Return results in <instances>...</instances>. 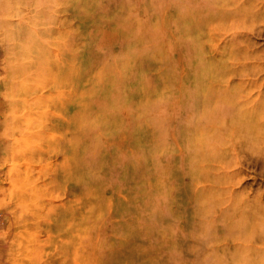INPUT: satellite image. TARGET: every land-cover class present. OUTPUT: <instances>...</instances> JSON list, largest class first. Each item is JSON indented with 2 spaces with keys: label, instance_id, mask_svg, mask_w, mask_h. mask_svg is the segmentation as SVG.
Listing matches in <instances>:
<instances>
[{
  "label": "rangeland",
  "instance_id": "374dc122",
  "mask_svg": "<svg viewBox=\"0 0 264 264\" xmlns=\"http://www.w3.org/2000/svg\"><path fill=\"white\" fill-rule=\"evenodd\" d=\"M263 137L264 0H0V264H260Z\"/></svg>",
  "mask_w": 264,
  "mask_h": 264
},
{
  "label": "bare ground",
  "instance_id": "6f19581e",
  "mask_svg": "<svg viewBox=\"0 0 264 264\" xmlns=\"http://www.w3.org/2000/svg\"><path fill=\"white\" fill-rule=\"evenodd\" d=\"M260 13V12H259ZM252 14V13H251ZM244 15H247L249 16L248 13H244ZM73 47V46H72ZM74 50V48L72 49ZM77 71L75 69V67L73 66V70H72V73L77 75ZM76 88L74 89L73 91V94H72V99H73V102H82L83 100V95H84V91L82 90L81 88V85L79 83V80L76 78ZM247 88V87H246ZM250 88V87H249ZM245 96H247L246 94H244ZM27 100V98H26ZM264 138V137H263ZM263 138H260V139H256V138H253L250 142H254L256 144H261L264 143L263 141ZM262 163H263V168H264V157L262 158ZM262 211H263V214H264V208H262ZM260 226H263L262 228L263 229H258L255 231V229H249L246 234L247 237L250 241L249 242H246L248 244V251L250 252L249 254H245V259H252V258H256L257 260H259L260 264H264V223L262 224H259L257 228H259ZM253 234H256V241H259L261 242V245H256L253 243L252 241V236ZM238 245H236L235 247H237ZM238 252H246V249H245V246L242 245V247L239 245L238 246ZM239 255H237L238 257ZM254 264H256V261L254 262Z\"/></svg>",
  "mask_w": 264,
  "mask_h": 264
}]
</instances>
